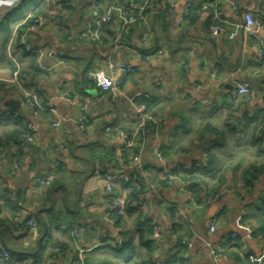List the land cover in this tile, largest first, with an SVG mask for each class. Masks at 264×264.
Segmentation results:
<instances>
[{"label":"crops","instance_id":"0c3cea01","mask_svg":"<svg viewBox=\"0 0 264 264\" xmlns=\"http://www.w3.org/2000/svg\"><path fill=\"white\" fill-rule=\"evenodd\" d=\"M128 1L0 0V254L71 264L81 250L86 264H142L148 251L139 244L140 221L153 228L152 257L160 264H264V66L254 39L264 45V0H232L236 10L216 0L209 9H221L218 20L201 11L206 0H161L148 3L143 20L127 28L116 11L106 23L109 10ZM33 11L47 18L29 37L35 54L18 44L16 32ZM246 13L261 23L253 34L241 29ZM91 30L97 41L83 37ZM137 53L153 57L144 61ZM120 64L136 74L119 90L101 92L92 74L102 70L116 78ZM15 70L27 77L22 90L43 105L52 100L57 117L5 107L20 103ZM238 84L252 89L251 100L230 101ZM66 90L68 103L57 99ZM142 104L157 129L147 130L137 118ZM28 123L34 142H14ZM184 167L196 169V201L209 200L202 208L177 183L162 179L165 171ZM120 170L138 174L139 181L119 188L127 207L113 224L105 180ZM247 173L254 175L250 185ZM46 174L53 182L38 185ZM15 216L34 221L35 233L15 228ZM116 235L126 242L115 246ZM132 249L135 255L128 256ZM0 264H6L1 257Z\"/></svg>","mask_w":264,"mask_h":264},{"label":"built area","instance_id":"2783aa9c","mask_svg":"<svg viewBox=\"0 0 264 264\" xmlns=\"http://www.w3.org/2000/svg\"><path fill=\"white\" fill-rule=\"evenodd\" d=\"M222 3H227L230 6L233 7V10H236V5L232 0H218ZM212 2H216V0H206V2L202 5L201 11L206 12L207 14H213L214 20H218L219 14H220V8L218 7L215 11H210V4ZM172 3L170 2L167 7V13L166 16L169 15V12L172 9ZM129 7H130V15L126 16L123 15V10L121 8H112L109 10L105 17L106 23L110 24L113 19V13L112 11H116V16L123 17V26L127 28L130 25H133L141 20H143V11L144 6H140L137 4L136 0H129ZM190 11V5L187 4L184 11V16H188ZM262 14L264 15V7L262 9ZM47 23V18L37 15L33 12L29 13L25 19L17 25L16 32L18 37V44L24 48L29 53L35 54V51L31 49V46L29 45V37L39 31L41 28H43ZM259 27L261 26L260 21L256 20L253 14L246 13L244 14V23L241 25V29L247 33H252L253 27ZM220 30V26L214 25L211 27V31L213 33H217ZM253 34V33H252ZM84 38L91 39L92 41L98 40V32L97 30H91L87 34L83 36ZM149 34L146 33L141 37L142 43H145L148 39ZM254 39L258 42V62L262 63V66H264V45L262 42L257 38L254 37ZM158 55H161L162 52L158 51ZM138 57L141 58L144 61L152 59L153 55L151 54H144L141 55L137 53ZM41 57V55H40ZM136 74V69L132 66L126 65V64H120L116 69V78H113L111 76H108L103 72L102 70H97L92 74V82L95 84V86L101 91V92H109L112 90H119L120 87L124 84V82L127 80L129 76H133ZM27 80L26 76H22L18 72V70H15L13 72L12 76V83L18 86V92L20 93V105L25 108L31 110L34 114L46 110L48 112H51L56 117L55 110L53 109L52 100H46V102L41 104L39 98L37 95H35L33 92H28L25 90H22L21 88V80ZM253 97V91L252 89L246 85V84H238L235 88H233V92L229 96L230 101L233 103H237L241 99H245L247 101L251 100ZM71 93L69 90L64 91L62 94H60L57 99L64 101V102H70ZM136 114L137 118L140 120V122L143 124H148V129H157L159 126L158 124L150 119L147 115V109L144 104L139 105L136 107ZM55 127L59 126V118H57V121L54 125ZM81 128H84V125L81 123ZM33 125L30 123L26 124L24 131L19 136V140L25 141L26 143H33L34 142V135H33ZM127 150V147H124L123 152V159L125 160V152ZM156 157L159 161L163 160V156L157 152ZM122 159V160H123ZM124 162V161H123ZM183 171L190 172V168H183ZM142 176V174L140 173ZM138 174H134L131 172H124L123 170L118 171L116 174L106 177V187L105 192L107 196V204L109 207V220L113 224L116 222V220L123 218L126 212L127 207V201L125 198L121 195H119L118 190L123 184H137L138 182ZM162 179L165 180L167 183H177L179 185V189L187 194L192 202V204L198 209L202 208L205 205L208 204L209 200L198 204L196 201V193L194 191H191L187 188L185 182L181 178L179 174V169H172L170 171H165L162 175ZM54 180V176L52 174H46L43 177H40L37 179L38 185H48L52 183ZM210 199V198H209ZM14 201V199L12 200ZM1 205V204H0ZM1 206H0V215H1ZM12 224L15 228H21L26 227L28 230L32 233H35L37 226L34 221L32 220H23V218L19 216H15L12 219ZM210 230L211 232L214 231V222H211L210 224ZM72 236L74 238L77 237V231L73 230ZM120 235H116L112 238L113 243L115 246H121L123 244V241L119 237ZM216 258L222 257L224 254L223 251L214 249L211 252ZM1 259L6 264H36L34 260L28 258V257H16L11 255L7 250H3L0 254ZM71 264H86L84 260V252L78 251V254L74 260H72ZM156 264H160L158 261Z\"/></svg>","mask_w":264,"mask_h":264},{"label":"trees","instance_id":"16d2710c","mask_svg":"<svg viewBox=\"0 0 264 264\" xmlns=\"http://www.w3.org/2000/svg\"><path fill=\"white\" fill-rule=\"evenodd\" d=\"M157 1H161V0H143L142 3L139 0H136L137 4L140 6H144V8H146V6H148V3H150V2L153 3V2H157ZM146 2H147V5H144ZM116 7H120L121 9H123V12L126 16L130 15L131 10L129 7V1L126 2V4L124 6H116ZM34 13L42 16L40 13H37L35 11H34ZM16 133H17V135L14 137V142H15V138L18 139L22 132L20 130V131H17ZM179 174H180L181 178L183 179V181L185 182L187 188L189 190L197 193V191L199 190V186H198L199 184L197 182L196 169L194 171L191 169L190 172H185V171L179 169ZM247 174H248L247 184L250 185V183L254 179V175L253 174L251 175L250 173H247ZM138 181H139V179H138ZM136 185H138V182ZM137 229H139V231H138V233H139L138 234L139 235V244L142 248H145L148 251V256L145 259H143L142 264H156L157 261H155V259L152 257V253L154 251V244H153V241L149 240V237H151L153 235V228L151 226H149V224L147 222H140L139 221V225L137 226ZM262 237L264 239V230L262 231ZM121 239L123 242H126L124 240V237ZM127 254H128V256L135 255V249L129 250Z\"/></svg>","mask_w":264,"mask_h":264},{"label":"water","instance_id":"95a60500","mask_svg":"<svg viewBox=\"0 0 264 264\" xmlns=\"http://www.w3.org/2000/svg\"><path fill=\"white\" fill-rule=\"evenodd\" d=\"M238 80L239 79H236L235 81H238ZM245 82L248 83V84H251V85L253 84L252 80H250V79L245 80ZM5 107L11 108V113H13V112H17L20 109L21 105H20L19 102L11 100V101H7L5 103ZM207 143L208 142H205V143L199 145V148L200 149H204L205 146L207 145Z\"/></svg>","mask_w":264,"mask_h":264},{"label":"rangeland","instance_id":"374dc122","mask_svg":"<svg viewBox=\"0 0 264 264\" xmlns=\"http://www.w3.org/2000/svg\"><path fill=\"white\" fill-rule=\"evenodd\" d=\"M10 23H12V17H10V18H8V23L7 24H9L10 25ZM6 29H7V27L5 26L4 28H3V30H2V36L5 38L6 37ZM20 98V97H19Z\"/></svg>","mask_w":264,"mask_h":264}]
</instances>
